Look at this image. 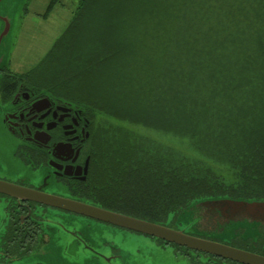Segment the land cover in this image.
I'll list each match as a JSON object with an SVG mask.
<instances>
[{
    "label": "trees",
    "instance_id": "trees-1",
    "mask_svg": "<svg viewBox=\"0 0 264 264\" xmlns=\"http://www.w3.org/2000/svg\"><path fill=\"white\" fill-rule=\"evenodd\" d=\"M75 1L37 66L3 70L0 94L20 80L89 113L104 208L188 229L198 200H264V0ZM99 9L96 49L83 34Z\"/></svg>",
    "mask_w": 264,
    "mask_h": 264
},
{
    "label": "flooded vegetation",
    "instance_id": "flooded-vegetation-1",
    "mask_svg": "<svg viewBox=\"0 0 264 264\" xmlns=\"http://www.w3.org/2000/svg\"><path fill=\"white\" fill-rule=\"evenodd\" d=\"M10 84L12 95L0 94V107L14 142L13 157L23 170L14 174V180L0 178V182L33 190L45 199L0 191V264H127L119 248L111 243L105 246V238L117 234L145 238L163 250L170 248L178 264H242L58 206H66L65 200L105 209L90 180L96 146L90 143L89 113L23 81ZM161 225L264 257L262 225L239 227L231 238L205 235L195 227L181 228L175 221Z\"/></svg>",
    "mask_w": 264,
    "mask_h": 264
},
{
    "label": "rangeland",
    "instance_id": "rangeland-1",
    "mask_svg": "<svg viewBox=\"0 0 264 264\" xmlns=\"http://www.w3.org/2000/svg\"><path fill=\"white\" fill-rule=\"evenodd\" d=\"M48 2L49 0H0V33L4 26L3 19H7L10 24L9 32L0 45V61L2 60L4 70L24 73L33 69L72 20L77 6L75 0H63L62 5H56L44 18L42 14ZM87 20L83 37L86 42L90 40L94 43L98 49L100 9L95 10V15L89 16ZM94 23H97L96 26ZM92 29L96 31L91 32ZM43 80L44 83L47 81ZM3 117L0 107V178L11 181L15 179L14 174L20 173L23 169L21 166L18 167L19 163L13 157L15 146L5 129ZM1 209L0 203V215ZM105 240L107 241L105 246L111 243L119 248L127 264H178L170 248L163 250L145 238H127L125 235L117 234L107 236Z\"/></svg>",
    "mask_w": 264,
    "mask_h": 264
},
{
    "label": "water",
    "instance_id": "water-1",
    "mask_svg": "<svg viewBox=\"0 0 264 264\" xmlns=\"http://www.w3.org/2000/svg\"><path fill=\"white\" fill-rule=\"evenodd\" d=\"M3 20L4 26L0 33V45L2 39L7 35L10 29L8 20ZM3 70L4 65H2L1 60L0 72ZM0 191L39 201H44L45 199L44 196L38 192L9 183L0 182ZM51 202H53V200H51L50 203ZM58 202L62 203L63 201L58 200ZM64 202H66V206H58L67 207L68 209L100 219L107 223L152 235L188 248L205 251L223 258H229L242 264H264V257L262 256L217 242L192 237L161 224L133 218L103 208H96L65 200ZM183 216L190 222L191 229L195 227L202 234L212 237H222L224 234L232 233L239 227L252 228L257 225L264 226V200L235 199L230 197L206 198L191 204L183 212Z\"/></svg>",
    "mask_w": 264,
    "mask_h": 264
},
{
    "label": "bare ground",
    "instance_id": "bare-ground-1",
    "mask_svg": "<svg viewBox=\"0 0 264 264\" xmlns=\"http://www.w3.org/2000/svg\"><path fill=\"white\" fill-rule=\"evenodd\" d=\"M52 83H54V82H52Z\"/></svg>",
    "mask_w": 264,
    "mask_h": 264
}]
</instances>
